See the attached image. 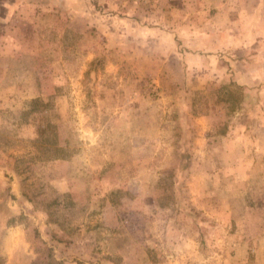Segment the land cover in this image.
<instances>
[{
	"label": "rangeland",
	"instance_id": "374dc122",
	"mask_svg": "<svg viewBox=\"0 0 264 264\" xmlns=\"http://www.w3.org/2000/svg\"><path fill=\"white\" fill-rule=\"evenodd\" d=\"M193 7L0 0V264H264V80Z\"/></svg>",
	"mask_w": 264,
	"mask_h": 264
},
{
	"label": "crops",
	"instance_id": "0c3cea01",
	"mask_svg": "<svg viewBox=\"0 0 264 264\" xmlns=\"http://www.w3.org/2000/svg\"><path fill=\"white\" fill-rule=\"evenodd\" d=\"M191 3L193 9L182 16L186 25L182 23L178 29L174 26L176 29L171 30L172 35L179 37L183 35L180 29L187 26L189 38L183 45L189 57L204 66H208L209 59H216V66L218 63L230 65L235 71L232 80H239V75H246L252 81L264 80V50L261 49L264 0H191ZM208 12H212L210 17ZM159 30L153 29L151 33L158 34ZM213 50L217 54H210Z\"/></svg>",
	"mask_w": 264,
	"mask_h": 264
}]
</instances>
